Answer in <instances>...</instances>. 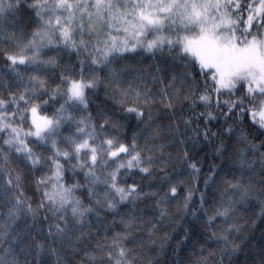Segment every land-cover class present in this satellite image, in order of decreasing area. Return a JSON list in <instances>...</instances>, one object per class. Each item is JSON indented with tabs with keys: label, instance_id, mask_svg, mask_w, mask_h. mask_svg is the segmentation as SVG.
Listing matches in <instances>:
<instances>
[{
	"label": "snow or ice",
	"instance_id": "1",
	"mask_svg": "<svg viewBox=\"0 0 264 264\" xmlns=\"http://www.w3.org/2000/svg\"><path fill=\"white\" fill-rule=\"evenodd\" d=\"M136 55L170 63L157 92L129 80ZM0 61V264H138L145 235L189 215L206 234L194 264L239 249L233 196L264 178V0H0ZM198 181L219 183L218 205L194 200ZM140 204L150 219L122 212ZM93 217L116 229L94 236Z\"/></svg>",
	"mask_w": 264,
	"mask_h": 264
},
{
	"label": "trees",
	"instance_id": "2",
	"mask_svg": "<svg viewBox=\"0 0 264 264\" xmlns=\"http://www.w3.org/2000/svg\"><path fill=\"white\" fill-rule=\"evenodd\" d=\"M66 60H68V57H64L61 60V63H64ZM125 63H128L134 68L139 69V71L133 72L132 77H129V80L135 84L139 81L134 80L133 77H142L147 82L148 86L153 90V92H157L159 88L162 87V85L154 84L152 81V76L164 75L165 72H170L171 70L170 63L165 65L163 58L160 60H152L146 55H136ZM157 65H159L165 71L157 73ZM50 71L58 73L59 69H51ZM0 75H3L5 80H8L11 77V73L3 61H0ZM53 79H55L54 76ZM106 96L107 93L104 91H100L98 95L92 96L91 108L93 110L97 108H103L105 106ZM107 103L110 104L111 102L108 101ZM162 112L163 110H160V112L156 114L155 120L158 123L166 124V120H161ZM93 114H95V111ZM252 135H257V133L253 130ZM157 144L165 145L164 155L167 157V155L171 153L176 169H181L184 167V165H182L176 159L177 148L172 144L167 132L162 134V137L157 140ZM206 151L208 152L209 157H211V149H206ZM203 155L204 153H201V156ZM206 163L208 166H211V159H209ZM216 163L221 164L224 168L222 176L230 179V177L227 176V173L235 167L234 162L231 159L225 161L224 158H221V160L216 161ZM204 170L207 172V167H205ZM135 179L137 182H141L139 177H136ZM183 179L187 181L188 177L185 176ZM253 179L255 180L254 190L256 196L250 198L247 201L241 200L239 193H236L233 196V199L237 201L233 204V208L235 209V216L233 217V220L239 223V225L242 227V231L232 234L231 239L239 245V249L234 253L228 252L227 254L223 255V264H264V215L260 214L262 211L261 201H264V184H261V180L264 178L254 175ZM129 183H131V180ZM143 183L147 184L148 182L144 181ZM194 186L199 188V192H197L194 196V200L198 202L200 192H203L205 193V199L208 201L205 207H213L218 205L223 191L219 183L217 186H215V190L206 189L202 181L196 182ZM145 190L148 189L146 188ZM179 203H182V201ZM129 210L132 212L138 211L140 215L147 216L149 219L151 218L152 209L150 205L146 206L145 204H140L138 208H133V206L129 205L127 208H123L122 212H129ZM172 212L174 214L177 212L175 204L172 206ZM102 219L103 214L101 216V220ZM116 220L117 222L119 221V216L116 217ZM93 223L95 224V227L92 229L94 236L97 232L103 236L107 231H114L116 229V225H113L111 219H109L106 224H102L100 220H97L95 217H93ZM202 223V219L200 221H196L191 215H189L183 220L177 219L175 229L173 230L172 228H168L167 222H165L164 228L160 229V231L151 238L146 235L144 236V256L141 257L138 264H147L148 260L153 261V264H156L157 261L158 264H194V261L197 258L195 253L199 251L200 245L203 243V240L206 236V234L203 233L199 227V225ZM120 227H122V225H120ZM186 230L194 231V238L191 242L183 241V243H181ZM216 231H222L221 226L218 225ZM165 236H169L171 238L165 239ZM137 239H140L139 235ZM150 240H154L155 244L153 245L150 243ZM209 243L212 244L213 249H216L217 246L215 241L210 240ZM222 243L223 242L221 241V244ZM193 245H195V248H193Z\"/></svg>",
	"mask_w": 264,
	"mask_h": 264
}]
</instances>
